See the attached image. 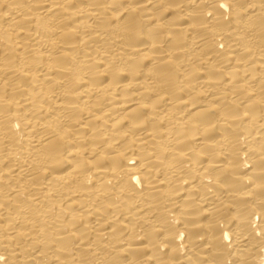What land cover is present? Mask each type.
Returning <instances> with one entry per match:
<instances>
[{
    "label": "bare ground",
    "instance_id": "bare-ground-1",
    "mask_svg": "<svg viewBox=\"0 0 264 264\" xmlns=\"http://www.w3.org/2000/svg\"><path fill=\"white\" fill-rule=\"evenodd\" d=\"M0 264H264V0H0Z\"/></svg>",
    "mask_w": 264,
    "mask_h": 264
}]
</instances>
